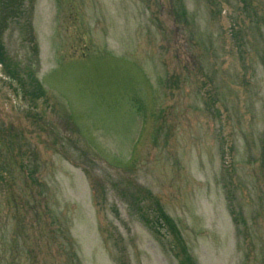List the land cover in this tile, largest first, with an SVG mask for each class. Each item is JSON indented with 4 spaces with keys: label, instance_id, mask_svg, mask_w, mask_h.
Masks as SVG:
<instances>
[{
    "label": "rangeland",
    "instance_id": "rangeland-1",
    "mask_svg": "<svg viewBox=\"0 0 264 264\" xmlns=\"http://www.w3.org/2000/svg\"><path fill=\"white\" fill-rule=\"evenodd\" d=\"M0 16V264H264V0Z\"/></svg>",
    "mask_w": 264,
    "mask_h": 264
},
{
    "label": "trees",
    "instance_id": "trees-1",
    "mask_svg": "<svg viewBox=\"0 0 264 264\" xmlns=\"http://www.w3.org/2000/svg\"><path fill=\"white\" fill-rule=\"evenodd\" d=\"M1 1V0H0ZM2 22L1 16H0V23ZM5 56L2 54L0 51V65H5L6 62L4 61ZM157 215H156V220L152 221L151 219L145 218L146 222L148 223L149 226H158L161 228V230L164 231H159V229H156L161 234H164V236H172L175 238L176 242V247L174 248L175 250H178V255H176L179 258V264H196V261L193 260L191 255L188 252V249L182 239L179 237L180 232L175 224V222L170 218L167 217L166 214L159 208L156 210ZM156 228V227H154ZM181 236V235H180ZM176 252V251H175Z\"/></svg>",
    "mask_w": 264,
    "mask_h": 264
}]
</instances>
